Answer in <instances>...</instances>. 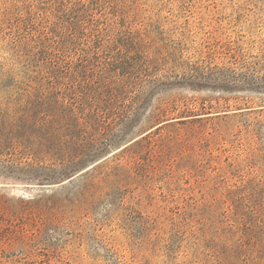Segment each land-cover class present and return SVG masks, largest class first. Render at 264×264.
<instances>
[{
  "label": "rangeland",
  "instance_id": "rangeland-1",
  "mask_svg": "<svg viewBox=\"0 0 264 264\" xmlns=\"http://www.w3.org/2000/svg\"><path fill=\"white\" fill-rule=\"evenodd\" d=\"M0 264H264V0H0Z\"/></svg>",
  "mask_w": 264,
  "mask_h": 264
}]
</instances>
